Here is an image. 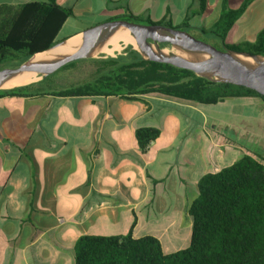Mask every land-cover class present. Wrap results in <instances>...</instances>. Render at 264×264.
Returning a JSON list of instances; mask_svg holds the SVG:
<instances>
[{
	"label": "crops",
	"instance_id": "crops-1",
	"mask_svg": "<svg viewBox=\"0 0 264 264\" xmlns=\"http://www.w3.org/2000/svg\"><path fill=\"white\" fill-rule=\"evenodd\" d=\"M31 1L47 0H0V7ZM244 1L206 0L197 14V0H56L73 12L56 39L127 14L177 26L190 10L189 25L209 29L223 4L236 10ZM79 17L93 25L77 28ZM197 19L202 27L193 24ZM66 28L72 32L64 36ZM262 31L264 0H254L226 38L231 44L253 43ZM70 74L63 70L35 83L39 95L0 97V264H75L79 237L121 236L130 230L133 238H157L164 254L188 247V209L198 195V180L246 153L240 139L248 134L238 132L262 115V102L242 97L203 105L157 94L133 101L53 95L88 80L66 82ZM225 108L229 112L219 111ZM140 128L160 130L144 153L135 137Z\"/></svg>",
	"mask_w": 264,
	"mask_h": 264
},
{
	"label": "trees",
	"instance_id": "trees-1",
	"mask_svg": "<svg viewBox=\"0 0 264 264\" xmlns=\"http://www.w3.org/2000/svg\"><path fill=\"white\" fill-rule=\"evenodd\" d=\"M253 1L245 0L236 10L223 4L217 22L209 29L192 28L188 23L192 15L190 10L178 26L166 19L154 22L148 17L132 14L108 21L125 20L178 30L193 29L211 36L217 43V46H212L218 50L227 48L264 57V31L253 43L225 42L228 31ZM197 2L198 14L205 10L206 0ZM71 16L72 10L61 7L56 0L31 1L13 8L0 7V68L9 63L17 67L32 55L57 44V34ZM166 45L161 44L160 47ZM81 61L94 67L89 79L53 90V95L115 96L133 101L141 95L157 94L203 105L252 97L264 105V96L251 89L212 81L196 76L190 70L145 60L131 46H126L115 57L100 55L73 61L56 72L72 69ZM39 94L42 92L35 89V83L0 90V97ZM159 134L157 128L136 129L139 150L146 152ZM197 191L198 195L188 209L191 219L188 247L164 254L157 238H133L131 230L121 236H82L74 245L75 264H264V154H245L218 172L204 175L197 182Z\"/></svg>",
	"mask_w": 264,
	"mask_h": 264
},
{
	"label": "water",
	"instance_id": "water-1",
	"mask_svg": "<svg viewBox=\"0 0 264 264\" xmlns=\"http://www.w3.org/2000/svg\"><path fill=\"white\" fill-rule=\"evenodd\" d=\"M118 28L127 30L135 41L136 47L132 45L126 46H131L132 49L136 50L145 60L190 70L196 76L248 88L264 96L263 56L234 52L227 48L218 50L211 44L196 39L187 31L161 25L131 23L125 20L107 21L85 29L77 35L80 36L81 43L77 50L71 54L60 55L51 60H32L36 54H41L59 47L67 40L65 39L43 52L32 55L28 60L17 67L0 68V90H7L8 88H3L2 85L7 80L24 72L37 75V80L31 83L34 84L55 73L70 62L99 57L98 55L92 56V51L103 43L107 37L112 36ZM161 44L167 45L165 47H160ZM126 46H124V48ZM170 46L178 48L185 54L203 55L205 58L201 60H189L174 54H163L162 50ZM235 55H243L252 58L254 64L245 65L236 58Z\"/></svg>",
	"mask_w": 264,
	"mask_h": 264
},
{
	"label": "rangeland",
	"instance_id": "rangeland-1",
	"mask_svg": "<svg viewBox=\"0 0 264 264\" xmlns=\"http://www.w3.org/2000/svg\"><path fill=\"white\" fill-rule=\"evenodd\" d=\"M83 19L84 18L79 17L80 23L78 24L77 28H83V27H86V26H89V25H93V24H90L91 21H83ZM97 21H99V18H98ZM211 23H213L212 22V17H210L207 20L205 27L209 28L211 26ZM193 24L196 25V26H198V25L201 26V27L203 26V24L200 23L198 19ZM174 26H176V25H174ZM182 31H188V33L191 34L196 39H198L200 41H203V42H206V43H209L211 45L217 46L216 41L214 39H212L211 36H209L207 34H201L200 32L195 31L193 29H187V30H182ZM71 32H72V30L66 28L62 32V35L65 36L66 34H70ZM225 42L227 44H231V38L227 37L225 39ZM124 46H126V45L122 44V43L120 44V48H122ZM120 48H119V51H120ZM166 48H168V47H166ZM100 55H104L105 56L106 54L101 53L98 56H100ZM4 67L11 68V67H14V65L12 63L4 64V66H2L1 68H4ZM92 67L93 66L90 63L86 62V61L78 62L74 66V68L68 70V72H70L71 74L67 78L66 82H72V81H76V80H80L81 81V80L89 79ZM60 72L61 71L56 72L54 75L59 74ZM83 82H79V83H83ZM65 87H68V86H65ZM234 101H235L234 98H231V99L228 100V102H234ZM227 105L229 106V103H227ZM207 107H209V106H202L204 112L207 115H210V113H212L213 109L207 108ZM219 111L220 112H227V111L229 112V110H227L226 108L225 109H221ZM227 114H225V115H227ZM217 116H218V114H217ZM239 132H238V136L239 135L245 136L247 134L248 135L246 137L247 138L246 140L245 139H240V140L245 141L242 146L246 149L245 150L246 153L245 152H240L238 154L239 156H238V158H236V160L240 159L241 156H243L245 154H249V155H252V156H254L255 154H264V111H263L262 115H260V116L258 114L255 115V121L253 122V124L251 126H247L246 130L244 128V125H241V129H239ZM243 138H245V137H243ZM190 231L191 230H189V239H190ZM188 245L189 244L187 243V246Z\"/></svg>",
	"mask_w": 264,
	"mask_h": 264
},
{
	"label": "bare ground",
	"instance_id": "bare-ground-1",
	"mask_svg": "<svg viewBox=\"0 0 264 264\" xmlns=\"http://www.w3.org/2000/svg\"><path fill=\"white\" fill-rule=\"evenodd\" d=\"M81 43V38L80 36H75L72 38H69L65 40V42L60 45L59 47H56L54 49L48 50L46 52H43L42 54L45 55V60H51L55 59L60 55H67L75 52L77 48L80 46ZM125 44V45H132L136 47V43L133 40V38L129 35L127 30L123 28H118L116 32L112 35L109 36L105 39L103 43L98 45L91 53L92 56H97L100 53L104 54H113L114 51L119 50L120 44ZM122 46V45H121ZM163 54H174L177 56H182L185 57L189 60H201L204 59L205 56L203 55H189L185 54L182 51H180L176 47H168L164 48L162 50ZM44 55H35L32 60L33 61H38V60H43ZM236 58H238L241 62H243L245 65H252L254 64V61L252 58L243 56V55H235ZM37 80V75L34 73L30 72H24L22 74H19L9 80H7L2 87L3 88H14L17 86H23L27 84H31Z\"/></svg>",
	"mask_w": 264,
	"mask_h": 264
}]
</instances>
